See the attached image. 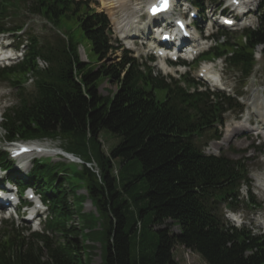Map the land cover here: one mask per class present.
<instances>
[{
    "label": "trees",
    "instance_id": "trees-1",
    "mask_svg": "<svg viewBox=\"0 0 264 264\" xmlns=\"http://www.w3.org/2000/svg\"><path fill=\"white\" fill-rule=\"evenodd\" d=\"M195 3L203 7L202 0ZM24 10L55 28L74 23L102 63L92 67L80 59L79 41L69 28L53 43L26 32L25 60L0 70V80L18 89L17 105L4 115V139L60 140L65 151L95 160L99 175L84 166L73 174L78 180L69 181L57 166L36 161L28 183L50 205L45 227L53 236L25 238L5 224L0 264H92L96 243L101 246L100 264H179L173 255L177 246L197 253L207 264H264V235L232 225L222 212L223 205L235 210L241 202L240 188L250 183L247 165L202 150L220 137L223 114L239 108L238 102L222 92L190 93L178 81L154 76L147 65L142 68L128 51L117 56L107 16L89 1L0 0V32L22 30L24 22L18 19ZM242 36L245 40L227 41L211 55L226 54L230 68L245 80L254 66L253 52L264 46V0L258 28ZM38 57L49 62L46 70L38 69ZM29 72L35 77L31 92L20 85ZM105 80L117 86L109 96L99 91ZM184 81L195 83L188 77ZM156 90L166 92L163 100ZM103 129L120 139L109 155L101 150ZM7 159L0 152L6 167ZM79 181L87 196L77 194L83 187ZM249 197L254 203L251 192ZM87 198L97 210V215L86 213L90 221L81 213ZM76 215L81 227L70 224ZM155 226L161 228L151 252L146 232ZM175 226L178 232L172 231ZM133 248L139 249L136 257Z\"/></svg>",
    "mask_w": 264,
    "mask_h": 264
},
{
    "label": "rangeland",
    "instance_id": "rangeland-1",
    "mask_svg": "<svg viewBox=\"0 0 264 264\" xmlns=\"http://www.w3.org/2000/svg\"><path fill=\"white\" fill-rule=\"evenodd\" d=\"M92 7L95 8L98 11H105L108 16L110 17L113 29H114V35L113 40L115 41L118 38V33L123 30V27L126 26L130 21L135 17L141 16L143 13V9L146 7L147 4H149L153 0H92ZM108 1V2H107ZM116 1V2H115ZM104 2V4H103ZM114 3L113 9H109L107 7V3ZM255 6V5H254ZM22 22L27 23V31H29L32 35L37 36L43 43L45 40L53 43L54 40H56L58 31L54 30L49 24H47L45 21H43L41 18L38 17H30V16H21L19 19ZM144 19H142L141 22H143ZM68 24V23H67ZM69 25L73 28L75 25L74 23H69ZM119 31V32H118ZM231 34L229 35L230 39L232 41H235L234 39H237L239 41V38L242 37L241 30H231ZM75 36L77 39L82 43V45L79 47V53L83 60H87L89 66H95L97 65L98 58L96 54L92 51V48L90 46V43L82 37L79 30H76ZM26 38V37H25ZM24 38V39H25ZM10 44V40H7ZM13 42V41H12ZM122 43V41H121ZM125 43V42H124ZM126 44V43H125ZM152 44V43H150ZM149 47V46H148ZM148 47L142 48L141 46L137 45L136 48V55L146 54L148 51ZM261 47H259L256 51V57H258L260 54L259 51H261ZM117 54H120L119 52ZM111 58L115 57L113 55H110ZM159 62V61H158ZM158 65V63H155ZM190 67H183L181 70L182 72L191 71L192 76H197L199 73L203 63L199 65H194V62H191ZM215 65H218L222 70H219L220 75L222 79L224 80V87L226 89V92L235 95L236 93L240 96L241 104L245 107L242 114H239L238 112H229L226 114V125L223 130V136L228 134L229 130H231L232 125L237 123L238 121H245V117L249 116L247 112H252V109L256 108V106H251L252 102L257 103V101H262L264 103V59L258 60L256 67H255V73L247 83H243V81L240 79V74H237L238 76H235V73L232 69L227 68L223 66L220 62L215 63ZM158 69V66H157ZM158 72V70H157ZM172 76L177 77L178 75L173 72V75L168 74L165 76L166 78H170ZM174 78V77H172ZM24 87L27 90L32 89V84L26 83ZM116 90V84H113L109 82L108 80H105L101 83L99 87V91L103 96H109L112 93H114ZM156 96L159 100H163L165 98L166 92L164 90H156L155 91ZM16 104V90L11 88L8 83L0 82V114H2L5 109L9 106H13ZM264 110V107H263ZM257 120V117L255 116V120ZM2 121V116H0V123ZM229 127V128H228ZM228 128V129H227ZM234 134L230 131V135ZM226 139V136L221 142ZM99 140L101 142V150L104 152L105 155H109V152L111 149L116 146L120 139L116 137L114 134L109 132L106 129H103L99 135ZM229 140V139H228ZM37 144L45 145L48 148L52 150L56 149H63L62 143L60 140H41V141H33ZM32 142V143H33ZM219 142V143H221ZM218 143V144H219ZM225 143V144H226ZM5 142L3 139V133L0 129V149L3 150V147L5 148ZM220 148V147H219ZM235 150V151H234ZM211 152H215L217 154H224L225 156H228L233 159H239L245 162L247 167L252 172L251 178V190L253 192V200H254V206L251 203H247V188L244 185L241 189L242 194V200L239 203L238 210L242 218V222L246 228L253 229L255 232H264V192L260 187L257 186L258 181L256 178L262 177L258 174V172H261L264 169V144L262 139L258 138L257 136L251 134L249 136H240L234 138L232 141H230L227 145H224L221 149L214 151L213 149H210ZM246 151V152H245ZM245 152V153H243ZM45 158H50L51 162H58L57 167L60 169V171L65 172L67 174H70L71 176L78 171L77 165L73 164L69 160L62 158L60 155H45L43 156ZM89 167L92 166L95 171H99V167L97 165V162L95 160H91ZM49 163V160L46 161ZM114 169L118 168L117 160L113 161ZM32 166H29L28 169H30ZM78 180L77 178H72L69 176L68 180ZM80 184L83 185L81 187L77 194L85 195L86 194V186L84 185L83 181H79ZM81 185V186H82ZM64 187H67V183L64 182ZM68 192V190H67ZM69 199H72L71 193H69ZM82 210L84 212L82 213V218L85 221H90V217L86 213H95V208L92 206V203L90 200H85L82 203ZM81 208V206H78ZM74 208V207H73ZM97 212V210H96ZM223 212L226 214L227 210L224 209ZM97 215V214H95ZM147 219V218H146ZM15 226L16 228H21L23 226V222L19 219V217H15ZM82 221L78 218L72 219L70 224L76 225L79 224ZM83 222V221H82ZM81 222V223H82ZM170 221H167V224L170 225ZM84 225V223H83ZM33 229L32 230H40L42 231V226L37 225L35 223L30 225ZM80 227L79 225H77ZM1 228V226H0ZM160 226H155L153 229H147L146 235L147 238L145 239V244L147 246V249L151 252H155L157 248V241H158V230L160 229ZM99 230V226L97 228ZM172 231L178 232V228L171 227ZM96 252L97 256L93 258L92 264H100L101 263V246L100 244L96 243ZM185 251V252H184ZM183 251L182 247L177 246L174 251V258H177L179 261V264H207L198 254L190 253L189 258L186 259V256L189 252L186 250ZM139 253L138 248L132 249V255L133 257H136ZM85 257V256H84ZM86 258V257H85ZM185 258V259H184Z\"/></svg>",
    "mask_w": 264,
    "mask_h": 264
},
{
    "label": "bare ground",
    "instance_id": "bare-ground-1",
    "mask_svg": "<svg viewBox=\"0 0 264 264\" xmlns=\"http://www.w3.org/2000/svg\"><path fill=\"white\" fill-rule=\"evenodd\" d=\"M101 1H105V0H101ZM108 2V1H107ZM116 2V1H115ZM248 3H251V1L249 0L248 1ZM103 4H104V2H103ZM113 4L114 3H112V2H110V3H107V4H105V5H107V7L109 8V9H113ZM249 5L250 4H248L247 6L249 7ZM135 22L136 21H134L131 25L132 26H128L129 28H133V26L135 27L136 25H135ZM156 32H162V30H159V31H156ZM127 35V34H126ZM161 67L162 68H165V65L163 64V63H161ZM209 70V66H207V67H205V69L203 70V72L204 73H207L206 75L208 76V78H212V79H214L215 81H218V77L216 76V75H212V74H209V72L210 71H208ZM168 72V71H167ZM257 115L262 119V120H260V121H262L263 123H264V110H263V105H261L257 110ZM245 121H238L237 123H235L234 124V126H231V130H229V132H228V134L226 135V139L224 140V141H228V139L229 138H231V135H230V131L231 132H233V133H237V132H239V131H241V130H243L247 125H249V118L247 119H244ZM257 125H259V123H257ZM250 126V125H249ZM258 128H261L260 126H257V127H253L252 128V130H254V131H256V130H258ZM224 139V138H223ZM222 139V140H223ZM221 140V141H222ZM220 141V142H221ZM226 142H221V143H219V144H217V148H219V147H222L224 144H225ZM30 150L31 151H34V152H37V153H39V154H43V155H55V154H57V153H62L63 154V152L62 151H60V150H58V151H56V150H52V149H50V148H47V146H45V145H34V147H31L30 146ZM65 157H67L68 159H70L71 161H73L74 160V158L73 157H71V156H65ZM257 185H259L260 186V188L262 189V191L264 192V185H263V178H259L258 179V184Z\"/></svg>",
    "mask_w": 264,
    "mask_h": 264
}]
</instances>
